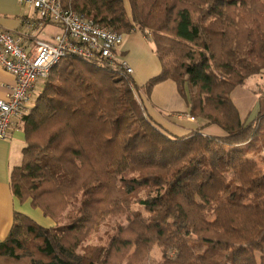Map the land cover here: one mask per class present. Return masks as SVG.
Masks as SVG:
<instances>
[{"label": "trees", "instance_id": "1", "mask_svg": "<svg viewBox=\"0 0 264 264\" xmlns=\"http://www.w3.org/2000/svg\"><path fill=\"white\" fill-rule=\"evenodd\" d=\"M63 1L102 27L143 31L162 70L140 87L122 69L60 61L22 117L26 146L12 171L16 197L56 225L16 212L0 254L14 264H121L128 252L127 264H139L159 244L160 264H264V113L249 120L232 99L264 76V0H127L129 11L126 0ZM167 80L202 126L180 135L149 112ZM211 124L225 134H204ZM116 214L128 225L109 244L84 245Z\"/></svg>", "mask_w": 264, "mask_h": 264}, {"label": "built area", "instance_id": "2", "mask_svg": "<svg viewBox=\"0 0 264 264\" xmlns=\"http://www.w3.org/2000/svg\"><path fill=\"white\" fill-rule=\"evenodd\" d=\"M32 7L35 14L25 20L30 44H24L18 32L0 27V64L14 75L7 98L0 99V139L8 140L16 120L33 106L37 92L60 61L68 55L94 61L113 69L134 72L121 58L124 34L100 26L92 18L78 13L63 0H17ZM54 25L59 32L42 38L45 28ZM150 36V31L146 30Z\"/></svg>", "mask_w": 264, "mask_h": 264}, {"label": "crops", "instance_id": "3", "mask_svg": "<svg viewBox=\"0 0 264 264\" xmlns=\"http://www.w3.org/2000/svg\"><path fill=\"white\" fill-rule=\"evenodd\" d=\"M35 14L32 7L28 5H21L17 0H0V27L18 32L24 44H30V38L27 33L29 32L25 25L27 17ZM59 32V28L54 25H49L45 28L44 32L40 34L42 38H50ZM137 31L131 33L135 36L127 35L121 46L120 52L127 55V61L133 67L132 74L134 81L144 83L148 81L151 76L159 74L162 70V65L154 57L150 66H144L138 58L139 50H150L147 43L144 42L136 34ZM156 56V55H155ZM257 85L246 89V84L237 87L233 94L232 99L242 116H248L249 120H253L259 113H264V96L260 90L257 89L258 85L262 88L264 83L263 77H257ZM16 79L13 74L8 72L0 64V99L7 98L10 92V86L14 85ZM163 91L158 98H152V95L157 90ZM149 112L168 129H171L177 134L183 135L192 130H195L204 124V121L195 119L189 114V105L187 100L179 93L177 85L172 80H167L157 84L150 97L146 101ZM149 103H152L150 105ZM157 103H160L159 106ZM166 103H175L169 104ZM241 103H250L245 110L240 108ZM166 104V105H164ZM156 108H161L163 111L162 116L157 112ZM215 124L206 126L202 132L206 135L222 136V131L214 127ZM26 146V132L25 126L22 121L16 120L10 132L8 140L0 139V244L5 241L10 234V231L15 222L16 212L26 214L33 218L36 222L43 226H55L56 222L45 216L40 208L33 207L30 200L25 202L20 201L14 194L12 189V171L14 167L20 166L23 162V149Z\"/></svg>", "mask_w": 264, "mask_h": 264}, {"label": "rangeland", "instance_id": "4", "mask_svg": "<svg viewBox=\"0 0 264 264\" xmlns=\"http://www.w3.org/2000/svg\"><path fill=\"white\" fill-rule=\"evenodd\" d=\"M126 7H127L128 11H129V3H128L127 0H126ZM138 32H140V33H137L136 36L140 37L142 40H144V42L147 43V45L150 48L149 51H148V49H142L141 47L138 48V50H139V53H138L139 61L144 66H150L152 61H153L152 60L153 59L152 58L153 57L152 53H154L156 55V56L154 55V57L158 60V62L161 63L157 53L154 51V46H153V43L151 42V40L146 36V34L143 31L138 30ZM123 34H124V39H125V37L127 35H131V33H123ZM131 36H135V34H132ZM120 56H121V58H123L125 60H128L127 59V55L123 51L120 52ZM153 76H155V75H153ZM153 76H151V77H153ZM263 78H264V76H263ZM257 79H258L257 77L250 78L247 81L246 89L251 88V87H255L256 88L257 81H260V80H257ZM146 82H147V80L144 83H139V84L136 83V84L138 86L142 87ZM260 84L264 86V83L260 82ZM257 89L262 91L263 88L260 85H258ZM38 92H37V94H38ZM162 92L163 91L158 89L156 92H154V94L152 95V98H155V97L158 98L162 94ZM140 94H142V92H140ZM137 95L139 96V93H137ZM149 104L152 105V103H149ZM157 104L159 106L160 103H157ZM166 104L167 105H169V104L171 105V104H175V103H166ZM166 104H164V105H166ZM249 104L250 103H241L240 108L245 110V106L248 107ZM156 107L157 106H155V109L157 110V112H159L162 116H164L163 115L164 114L163 111H165V110H163V109H161L159 107L158 108H156ZM214 127H216L217 129H220V131H222L221 134H223V135L225 134V131L220 126L215 124ZM257 154L258 153H256V155ZM258 156L264 158V149L261 152H259ZM260 164L264 168V164L261 163V162H260ZM139 195L142 196V197L146 196L144 191H141L139 193ZM139 195L137 197H135V199L139 198ZM133 208L134 209H139L141 207L137 204ZM119 224H122L124 226L128 225V220H127V217H126L125 214L109 215V216L105 217L104 219L100 220L98 223L93 225L92 229L90 230V232L88 233V235H87V237L85 239L84 245L87 246V245H107V244H109L112 236H114L115 234H118L117 233L118 232L117 228H118ZM80 251H82V250H80ZM132 251H133V249H130L129 253H131ZM127 253L122 258L119 255H117L116 256L117 257V261L116 262L117 263L121 262V264H127V262H128ZM162 260H163L162 247L159 244H155L151 248V250L148 252V255L139 264H160L162 262ZM27 263H29L28 260H27ZM0 264H14V262L8 256L0 254Z\"/></svg>", "mask_w": 264, "mask_h": 264}]
</instances>
